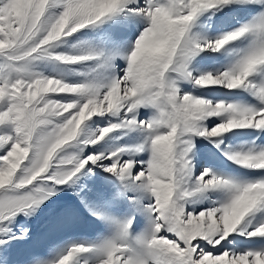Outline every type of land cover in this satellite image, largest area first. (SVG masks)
I'll return each mask as SVG.
<instances>
[{"label": "snow or ice", "instance_id": "snow-or-ice-1", "mask_svg": "<svg viewBox=\"0 0 264 264\" xmlns=\"http://www.w3.org/2000/svg\"><path fill=\"white\" fill-rule=\"evenodd\" d=\"M0 264H264V0H0Z\"/></svg>", "mask_w": 264, "mask_h": 264}]
</instances>
